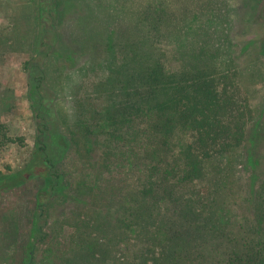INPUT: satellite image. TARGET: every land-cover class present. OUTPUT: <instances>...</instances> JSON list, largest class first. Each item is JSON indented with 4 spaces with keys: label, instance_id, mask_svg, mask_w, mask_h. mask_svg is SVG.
Listing matches in <instances>:
<instances>
[{
    "label": "trees",
    "instance_id": "1",
    "mask_svg": "<svg viewBox=\"0 0 264 264\" xmlns=\"http://www.w3.org/2000/svg\"><path fill=\"white\" fill-rule=\"evenodd\" d=\"M241 1L255 19L254 0ZM95 2L80 21L99 18L101 30L74 26L66 40L73 2L33 0L34 145L21 168L0 170V191L40 181L22 217L35 240L54 202L71 204L60 264H264V175L241 191L235 173L255 109L229 0ZM94 42L103 55L67 67ZM250 44L264 58V35ZM23 140L0 120V151Z\"/></svg>",
    "mask_w": 264,
    "mask_h": 264
},
{
    "label": "rangeland",
    "instance_id": "2",
    "mask_svg": "<svg viewBox=\"0 0 264 264\" xmlns=\"http://www.w3.org/2000/svg\"><path fill=\"white\" fill-rule=\"evenodd\" d=\"M82 1L79 3L78 0H70L73 2L71 5L73 9L68 11L58 28L63 39H69L74 26H78L77 28L84 32H92L95 28L101 30L103 22L99 18H97L99 21H95L93 16H87L80 21V17L88 13V7L96 3L95 0ZM229 3L233 9L231 18L235 45L234 58L240 72V83L255 109V120L248 128L250 143L246 141L238 149L244 157L242 163L235 169L241 183V191H248L251 186L255 187L264 175V58L255 56L251 44L248 48L244 50L243 48L244 45L264 35V0L248 3L249 6L253 3L256 7L253 10L255 19L241 0H229ZM33 7V0H0V120L7 123L10 135L24 138L22 144L11 143L0 151V170L3 171L8 167L15 170L21 168L29 159L34 145L31 103L34 97L30 84L32 73L35 72L33 65L36 66L37 62L34 60L30 44L34 36L31 30ZM94 45L97 48L93 51L87 48L80 51L81 56L73 58V61H66L67 67L69 64H71L70 68L78 67L90 57L105 53L104 45L95 42ZM75 48L78 50L79 46L76 45ZM37 57L40 55L38 54ZM43 90L53 96L48 90ZM39 187L40 181L31 179L15 188L0 191V264H48V262L60 264L57 255L65 247L67 241L65 239L73 230V227L64 224L63 220V211L68 215L71 214V204L55 201L54 206L49 210V215L42 221L43 232L48 236L44 241L31 238V223L22 217L31 214L28 213L29 209L34 210ZM234 200L240 210L243 204L242 198L236 197ZM12 211L15 218L11 217L9 222L2 223V218L8 219ZM16 219L20 225L13 226L16 229L12 234L14 236L6 237L8 232L14 230L12 222ZM27 248L32 250V254L28 263H25L23 258L26 256Z\"/></svg>",
    "mask_w": 264,
    "mask_h": 264
}]
</instances>
